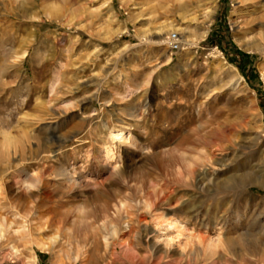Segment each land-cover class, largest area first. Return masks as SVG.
<instances>
[{
    "label": "rangeland",
    "instance_id": "obj_1",
    "mask_svg": "<svg viewBox=\"0 0 264 264\" xmlns=\"http://www.w3.org/2000/svg\"><path fill=\"white\" fill-rule=\"evenodd\" d=\"M0 264H264V0H0Z\"/></svg>",
    "mask_w": 264,
    "mask_h": 264
},
{
    "label": "bare ground",
    "instance_id": "obj_2",
    "mask_svg": "<svg viewBox=\"0 0 264 264\" xmlns=\"http://www.w3.org/2000/svg\"><path fill=\"white\" fill-rule=\"evenodd\" d=\"M206 19H207V25L211 22V20H212V17H211V15L210 16H206ZM206 22V21H205ZM153 31H154V34H156L157 36L159 35H161V33H163V32H167V30H166V28H165V26L163 27V26H161V27H158V28H155V29H153ZM202 35H204V34H202ZM202 37V36H201ZM175 39L176 41H177V39H176V36H174V37H172V36H168V38H166L167 39V41L168 42H166V43H170L171 42V40L172 39ZM198 39H201V38H198ZM178 42H180V41H177V43ZM155 43H157V44H160V43H163V41H161V39H158L157 38V41H155ZM178 45H179V43H178ZM256 51V50H255ZM108 138H109V140L111 141V142H116V141H122L123 140V138H124V134H123V132L122 131H117V132H111L110 134H109V136H108ZM111 156H112V150H109V149H107V150H105V153H104V159H105V162L106 163H108V162H110L111 161ZM184 163H186L185 165H186V172H185V175L189 178V177H191V176H194L195 177V179H198V181H202V179H204V178H208L209 176L206 174V172L205 171H203V170H201V169H194V170H191L190 169V166L192 165V162H191V164H190V162L189 161H184ZM215 164H217L218 166H220V164H218V163H215ZM116 167H109L108 169L110 170V172L111 173H115L116 171H118L119 172V170H117V169H115ZM122 171V170H121ZM120 171V172H121ZM124 171H122L121 172V174L123 173ZM230 172V171H229ZM120 174V175H121ZM111 176V175H110ZM246 176V175H245ZM236 177V176H235ZM249 176L247 175V178H248ZM70 178V177H69ZM217 177H215V176H212V179H213V181H215L216 182V179ZM246 178V177H245ZM212 179H209V180H212ZM239 179V178H238ZM237 179V180H238ZM253 179V178H252ZM236 180V181H237ZM245 180V179H244ZM248 181V180H247ZM229 182V181H228ZM195 183V182H194ZM212 183V182H211ZM130 194V193H129ZM133 195V194H132ZM125 196V195H124ZM128 198V197H127ZM172 224V222H170L167 226H170ZM173 226H174V224H173ZM176 226V225H175ZM255 243V242H254ZM177 245V244H176Z\"/></svg>",
    "mask_w": 264,
    "mask_h": 264
},
{
    "label": "built area",
    "instance_id": "obj_3",
    "mask_svg": "<svg viewBox=\"0 0 264 264\" xmlns=\"http://www.w3.org/2000/svg\"><path fill=\"white\" fill-rule=\"evenodd\" d=\"M168 47H169V49H170L171 51H176V50H178L179 45H178L177 41L173 38V39L171 40V42L168 44Z\"/></svg>",
    "mask_w": 264,
    "mask_h": 264
}]
</instances>
